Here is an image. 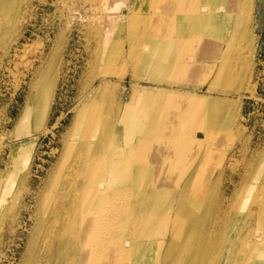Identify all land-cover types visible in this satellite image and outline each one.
<instances>
[{
    "label": "bare ground",
    "instance_id": "6f19581e",
    "mask_svg": "<svg viewBox=\"0 0 264 264\" xmlns=\"http://www.w3.org/2000/svg\"><path fill=\"white\" fill-rule=\"evenodd\" d=\"M86 1L92 9L103 3L94 13L97 36L125 24L117 12L135 24L142 4L140 27L129 23L130 64L164 85H135L128 102L114 103L113 71H100L101 81L77 109L85 125L79 147L67 146L59 185L53 179L52 196L42 199L23 264H264V149L256 173H238L229 164L236 148L224 142L233 117L172 84L207 64L186 48L206 49L209 56L214 40L207 36H255V0ZM26 2L0 0V36L16 29ZM104 43L97 61L108 57ZM189 57L195 60L180 62ZM36 94L24 114L41 129L48 106L39 105L43 94Z\"/></svg>",
    "mask_w": 264,
    "mask_h": 264
},
{
    "label": "rangeland",
    "instance_id": "374dc122",
    "mask_svg": "<svg viewBox=\"0 0 264 264\" xmlns=\"http://www.w3.org/2000/svg\"><path fill=\"white\" fill-rule=\"evenodd\" d=\"M102 4L96 3L92 9L86 0H27L16 29L9 36H0V264H23L28 258L42 199L52 196L53 179L54 186L59 185L55 177L65 162L67 146L72 142L75 149L79 147L85 125L76 119L77 109L88 99L91 87L101 81L100 71H113L112 102H128L135 85L148 89L164 85L151 74L138 75L133 62L130 64L134 36H127L129 23L140 27L142 4L136 9L135 24L117 12L116 19L125 20V24L111 35L97 36L94 13ZM253 6L255 36H207L214 40L211 55L206 56V49L186 48L189 55L195 52L206 57L199 59L207 62L205 68L190 80L180 78L172 83L177 89L201 95L208 106L214 103L220 116L233 117L224 142L236 148L229 164L238 173H256L263 159L258 150L264 149V0H255ZM241 8L243 12L245 4ZM192 37L196 41L203 38ZM100 42L101 46L107 43L108 57L97 61ZM191 58L180 62L195 60ZM39 92L44 95H39V105L48 106L45 118L38 119H43L41 129L35 127L29 113L24 114L29 100L34 103Z\"/></svg>",
    "mask_w": 264,
    "mask_h": 264
}]
</instances>
